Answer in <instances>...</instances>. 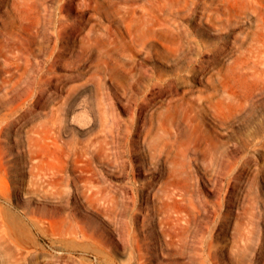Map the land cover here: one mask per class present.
<instances>
[{"label":"rangeland","instance_id":"rangeland-1","mask_svg":"<svg viewBox=\"0 0 264 264\" xmlns=\"http://www.w3.org/2000/svg\"><path fill=\"white\" fill-rule=\"evenodd\" d=\"M0 264H264V0H0Z\"/></svg>","mask_w":264,"mask_h":264}]
</instances>
